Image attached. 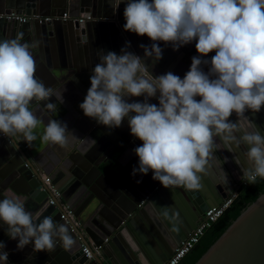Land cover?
<instances>
[{
	"label": "clouds",
	"instance_id": "obj_1",
	"mask_svg": "<svg viewBox=\"0 0 264 264\" xmlns=\"http://www.w3.org/2000/svg\"><path fill=\"white\" fill-rule=\"evenodd\" d=\"M124 2L123 30L147 36L153 43L140 46L143 57L127 50L130 42L120 54L99 51L91 86L79 105L84 115L109 130L127 119L130 134L142 142L133 150L138 167L132 175L151 171L152 179L165 188L199 190L202 177L214 165L227 184V173L215 155L219 145L232 153L245 149L248 167H241L242 181L254 185L258 178L264 180V134L245 115L264 107V0ZM21 41L22 34L0 40V134L19 136L30 148L38 139L68 147L78 138L64 122L49 120L42 134L35 132L41 120L30 104L42 101L55 112L56 104L49 98L63 103L64 89L54 93L37 77L31 51L36 45ZM193 41L199 55L192 57L183 78L172 72L150 73L145 58L162 59L158 42L175 51ZM212 52L215 55L205 59ZM141 96L143 102H128ZM151 98L158 99V105L150 103ZM233 113L236 122L229 119ZM234 158L240 165L239 157ZM25 205L26 198L14 192L0 199V221L7 226L6 235L18 239L17 249L33 243L35 252H52L58 242L65 250L74 247L76 240L54 214L37 219ZM170 211L169 206L161 207L160 215L175 221ZM5 247L0 241L2 264H8Z\"/></svg>",
	"mask_w": 264,
	"mask_h": 264
},
{
	"label": "water",
	"instance_id": "obj_2",
	"mask_svg": "<svg viewBox=\"0 0 264 264\" xmlns=\"http://www.w3.org/2000/svg\"><path fill=\"white\" fill-rule=\"evenodd\" d=\"M119 2L0 0V14L14 12L26 16L61 17L67 13L72 18L80 15L92 18L80 25L71 21L18 24L0 19V40L22 34V43L36 45L31 51L37 64V77L47 87H52L54 93L64 89L63 103H59L55 96L49 98L48 102L56 104L55 112L44 107L45 102L42 101L30 104L41 120L36 134H42L49 120L65 122L64 119L72 115L73 134L78 138L68 147L45 145L38 139L35 143L43 146L35 155L33 147H28L19 136L4 139L0 136L1 166L13 177L26 178L29 186L26 192H20L16 185L4 182L8 178L0 176V199L8 192L25 197L26 210L35 218L54 214V219L66 225L76 240L71 250H65L59 242L52 252H35L33 243L20 250L17 249L18 239H10L6 235L7 226L0 221V241L6 245L3 251L8 253V264H165L201 222L205 212L238 191L244 182L241 180V167L248 165L243 153L241 150L229 152L223 149V145H219L215 155L227 173V184L215 165L202 177L200 189L193 191L165 188L152 179L151 171L147 175H132L133 168L138 167V157L133 150L142 142L130 134L127 119L119 128L109 130L84 115L79 107L84 99L76 104L69 102L71 98L67 95L73 88L77 87L75 92L82 93L85 98L91 86L92 69L99 58L94 55L96 47L98 50L102 45L108 52L120 54L126 42H130L128 51L142 53L141 45L153 43L147 36L123 30L126 3L124 0ZM158 43L160 47L165 45L164 42ZM195 43L193 41L175 51L170 44L166 46L175 53L179 63L184 54L198 56ZM213 55L214 52L208 54L209 57ZM189 68L190 65L185 64L184 69L188 71ZM184 75L180 72L178 76L183 78ZM229 119L236 122L235 117ZM23 145L27 146L25 150ZM27 153H32V158ZM54 154V158L47 159ZM235 156L239 157L240 165L236 163ZM43 175L50 178L60 194L61 202L57 201L55 206L48 204L51 194L44 189ZM142 201V206H139ZM61 204L72 210L78 226L67 225L61 220ZM164 206L171 208L169 215L175 214V221L160 215ZM141 219L146 220L148 226V229L142 228V233L136 227L141 226ZM105 240L101 254L96 256L92 252V260L88 261L83 247L90 249L91 243L98 246ZM195 264H264V194L242 211Z\"/></svg>",
	"mask_w": 264,
	"mask_h": 264
},
{
	"label": "built area",
	"instance_id": "obj_3",
	"mask_svg": "<svg viewBox=\"0 0 264 264\" xmlns=\"http://www.w3.org/2000/svg\"><path fill=\"white\" fill-rule=\"evenodd\" d=\"M0 19H5L7 21H13L18 24H26L30 21L36 22L38 25H44L47 23H52L54 21H61V22H68L71 21L72 23L83 24L88 21H91V16H84L80 15L78 18L69 17L67 13L63 14V16H39V15H18L14 12L10 14H0ZM105 20V19H104ZM3 139L6 138L2 134L0 135ZM42 182L44 189H46L50 194L51 198H49L48 204L50 206H55L57 201H60V194L52 185V182L48 176H42ZM247 183L243 182L241 186H246ZM238 197V191L233 192L229 197H227L221 204L216 205L210 209H208L201 222L197 225V227L192 231V233L184 239L179 246L175 249L172 256L166 261L165 264H180V262L195 248V246L200 242L203 238L205 232L214 224L216 223L221 216L225 213L227 209L233 204V202ZM147 199V198H145ZM144 201L140 203L139 206H142ZM62 213H61V220H63L67 225L73 224V226H78V223L74 217L72 210L61 204ZM106 240L101 245H94L91 243V248L87 249L83 247V254L85 258L90 261L92 260V252L99 256L103 249L104 244H106Z\"/></svg>",
	"mask_w": 264,
	"mask_h": 264
},
{
	"label": "crops",
	"instance_id": "obj_4",
	"mask_svg": "<svg viewBox=\"0 0 264 264\" xmlns=\"http://www.w3.org/2000/svg\"><path fill=\"white\" fill-rule=\"evenodd\" d=\"M159 46H161V44H159ZM161 48L163 49V53H162V59H160L159 61H156L155 62L154 57L153 58H145V60H147V63L150 65L149 71H150V73L153 76H159V75L165 74L167 72H172L175 75H179L180 72H182V73H186L187 72L184 69V67H185V64L186 65H191L192 56L190 54H184L183 57L181 58V61L178 63V61H179V60H177L178 57L175 56V53L173 51H171L168 48V46H166V45L163 44V46ZM101 50H103V52L105 54L108 52V49L105 46L103 48L102 45H99L98 50H97V47L94 49V55L99 57V55H100L99 51H101ZM132 52L134 54L138 55V56H141V57L144 56V52H142V53H139V52H136L135 53L134 51H132ZM211 57H209V59H211ZM205 59H207V57H205ZM98 62H99V60H97V63ZM204 70L207 71V68H205ZM76 88L75 89L73 88L68 93V95H67L69 98H71L70 99L71 101H69L71 104L72 103L73 104H76L77 102L80 101V99H84V96H83L82 93L80 95L79 92H78V94L75 92V91L78 90V88L77 89ZM197 99H198V97H197ZM143 100H144V97L143 96H141V97H131V98H128V102H133V101L143 102ZM149 102L158 105V99H156V98H151L149 100ZM245 115L249 118L250 121H252L254 124H256L257 127L261 130L262 134H264V107H262L261 110L258 113H253L251 111H248V112L245 113ZM234 117L237 120V117H236L235 113H234V115H232V118L233 119H234ZM58 120H61V119H58ZM64 120H65L64 123L67 124L68 129L73 132L74 131V118H73V116L71 115L70 118L67 116ZM42 146L43 145H41V144L39 145V143H35L34 142L33 149H34L35 155L38 154L42 150ZM54 146L55 147H58L59 145H54ZM26 148H27V146L26 145H23V149L25 150ZM243 150L244 149L242 147V149H241V152L242 153H243ZM239 154L241 155L240 152H239ZM27 156L29 158H32L31 157L32 156V153H27ZM55 156H56L55 154L54 155H51L47 159L50 160V159L54 158ZM241 157H242V155H241ZM243 159H245V158H243ZM2 160L3 159L0 157V176L3 179H7V178L9 179L8 181H4V182H8L9 185H16L17 189L20 192H26L27 189H29V186L27 184L28 181L25 180L26 178H24V179H18L15 176L13 177L12 175H9L7 173V171L5 169H3L4 167L1 166L3 164L2 163ZM27 207L30 209L31 208V205L28 204ZM150 212L153 215H156V213H155V211L153 209H150ZM147 218L149 219V214H147ZM136 227H137V230L142 233L143 229H145V228L148 229L147 221L144 220V219H141V226L137 225ZM162 238H163V236H162Z\"/></svg>",
	"mask_w": 264,
	"mask_h": 264
},
{
	"label": "trees",
	"instance_id": "obj_5",
	"mask_svg": "<svg viewBox=\"0 0 264 264\" xmlns=\"http://www.w3.org/2000/svg\"><path fill=\"white\" fill-rule=\"evenodd\" d=\"M262 194H264V180L259 178L254 185L247 183L246 186H241L238 190V197L230 208L205 232L200 242L180 264H195L230 224L238 218L242 211Z\"/></svg>",
	"mask_w": 264,
	"mask_h": 264
}]
</instances>
